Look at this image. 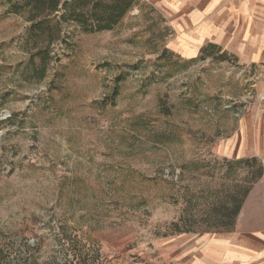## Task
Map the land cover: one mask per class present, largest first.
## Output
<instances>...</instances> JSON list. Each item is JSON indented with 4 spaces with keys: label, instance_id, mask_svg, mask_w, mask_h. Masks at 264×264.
<instances>
[{
    "label": "rangeland",
    "instance_id": "1",
    "mask_svg": "<svg viewBox=\"0 0 264 264\" xmlns=\"http://www.w3.org/2000/svg\"><path fill=\"white\" fill-rule=\"evenodd\" d=\"M180 9L136 0L97 33L65 22L38 80L29 23L0 0V264H208V241L264 229V68L195 53Z\"/></svg>",
    "mask_w": 264,
    "mask_h": 264
},
{
    "label": "crops",
    "instance_id": "2",
    "mask_svg": "<svg viewBox=\"0 0 264 264\" xmlns=\"http://www.w3.org/2000/svg\"><path fill=\"white\" fill-rule=\"evenodd\" d=\"M171 3L184 11L176 20L185 26V41L195 42V53L209 42L249 65L264 68V0H171ZM260 93L264 103V91ZM257 118L258 127L253 134L258 138L252 142L253 150L264 156V112L257 113ZM208 242L203 248V261L208 264H264L262 228L240 233L235 241Z\"/></svg>",
    "mask_w": 264,
    "mask_h": 264
},
{
    "label": "trees",
    "instance_id": "3",
    "mask_svg": "<svg viewBox=\"0 0 264 264\" xmlns=\"http://www.w3.org/2000/svg\"><path fill=\"white\" fill-rule=\"evenodd\" d=\"M7 6V13L20 15L29 23L24 35L25 43L37 49L30 59V75H37L38 80L45 77L48 68V56L52 43L61 39L62 25L65 22H73L86 33H97L112 30L131 9L136 0H2ZM205 49L200 50V54ZM39 62L36 64L35 60ZM256 164L255 159L243 160L242 164L247 168H253L250 164ZM259 167V166H257ZM261 176V168L257 170V176L250 183L257 182ZM253 181V182H252ZM236 189V188H235ZM250 188L238 190L229 196L230 206L225 210L229 222L233 224L239 215L245 197ZM224 207V206H223ZM224 210H218L221 212ZM229 212V213H228ZM223 215V213H221ZM14 262V261H13ZM12 262L9 261V264ZM15 264H19L15 262ZM26 264V261L22 262Z\"/></svg>",
    "mask_w": 264,
    "mask_h": 264
}]
</instances>
